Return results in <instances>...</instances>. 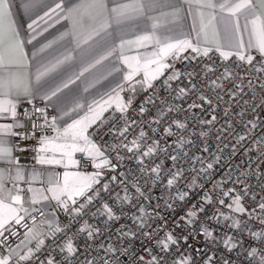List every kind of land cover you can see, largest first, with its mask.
<instances>
[{"label":"snow or ice","instance_id":"1","mask_svg":"<svg viewBox=\"0 0 264 264\" xmlns=\"http://www.w3.org/2000/svg\"><path fill=\"white\" fill-rule=\"evenodd\" d=\"M17 7L27 16L26 24L17 23ZM189 16L195 40L184 31ZM85 17L90 23H84ZM62 20H71L73 28L38 39ZM33 41L39 46L29 58L24 46ZM133 50L137 54H126ZM189 52L197 63L219 53L231 67L226 64L210 80L216 68L208 63L201 72L181 71L176 63L189 59ZM200 75L215 99L197 90ZM104 82L107 90L101 92L96 86ZM160 89L167 99L157 95ZM257 90L261 99L249 105ZM222 92L230 103L223 108L225 126L215 136L213 152L209 137L220 119ZM142 93L148 95L135 116L129 115ZM24 105L31 107L20 112ZM233 107L238 108L235 113ZM262 108L264 0H86L71 6L65 0H23L19 6L16 0H0V120L5 121L0 123V264H112L117 253L131 256L130 264H197L196 254L199 264H217L212 251L217 242L231 252L242 241L227 233L214 236L207 221L220 223L218 217H223L231 221L228 228L239 232L248 230L241 218L246 215L264 226V198L256 201L250 183L259 181L264 190ZM20 141L35 143L21 146ZM254 150L255 167L251 161L247 167L233 165L241 151L248 155ZM29 151L34 153L31 166L17 155ZM126 161L136 163L139 177L118 172ZM115 187L120 191L113 194ZM157 187L169 197L163 208L182 209L173 228L161 215L159 200L164 197L152 205ZM105 194L113 204L103 199ZM125 202L135 211L124 213ZM209 206L214 211L202 221L200 214ZM88 213L90 219L106 217L103 228L84 219ZM61 214L68 217L67 224L60 221ZM124 216L134 227L120 225L116 239L120 244L141 237L151 242L141 254L117 247L105 235L111 233L109 222ZM156 220L160 223L152 227ZM73 222L80 226L70 234ZM185 228L187 234L175 232ZM248 231L259 240L246 252L250 264H264V228ZM100 237L104 240L96 244ZM190 239L197 241L196 248ZM88 249L104 255L93 257ZM223 264L232 262L224 259Z\"/></svg>","mask_w":264,"mask_h":264},{"label":"built area","instance_id":"2","mask_svg":"<svg viewBox=\"0 0 264 264\" xmlns=\"http://www.w3.org/2000/svg\"><path fill=\"white\" fill-rule=\"evenodd\" d=\"M185 55L189 56V59L187 60H183L180 62L176 63V67L178 69H180L181 71L187 72L190 70L195 69L197 72H201L203 70V65L204 63H208L210 65H213L216 68V72L212 75L209 76V80L212 78H215L216 75H219V73L223 70V67L227 64L228 66L231 67V63L230 62H226L223 61L222 58L219 56V53L213 52L210 53V57L209 58H203L199 63H197V61L192 60L191 59V55L190 52L189 53H185ZM232 60H235V57L232 58ZM241 75H243V73H241ZM184 83H187V77L185 76L183 79ZM196 84L198 85V91H205V93L209 96H211L213 99H215V93L208 91L205 88V76L204 75H200L197 77L196 79ZM253 82L254 83H259L256 79L255 76H253ZM175 86V85H174ZM228 88L232 87V84H227ZM148 95V93H142L138 99L136 100L135 104L133 105V110L129 113V115L131 116H135V109L136 107L139 105V103L145 99V97ZM158 96H163L166 99L168 98L167 96V92L163 89L158 90L157 92ZM221 95H224V93L222 92ZM155 98V97H154ZM247 98V97H245ZM261 99V95L259 90H257V94H256V100H249V105H251L252 103L256 102L258 103L259 100ZM171 102V101H170ZM37 103L39 104L40 102L37 101ZM179 103V102H177ZM227 103H230L229 98L227 95H224V100L220 101V109H218L217 114L219 115L220 119L217 121L215 128L212 129V132L210 133V137H209V145L212 148V151L215 152L216 151V147H217V142L215 140V136L217 134V132L219 130H221L222 126L224 125V121H225V117L223 116V108L225 107V105ZM42 106V105H41ZM157 106H159V100H157ZM23 107H31L28 105H24L22 106L19 111L23 112ZM238 110L237 107H233L232 108V112L235 113ZM48 111L52 114H54V111L52 109H48ZM156 111V108H153L152 111H150L148 113L149 116H152L153 113ZM199 112V110H197ZM260 112V118L264 119V108L259 109L258 110ZM251 112L249 113V116L246 117L250 118L251 117ZM233 117L230 116L228 117V119H232ZM191 123V121H190ZM237 128L239 129V125H237ZM196 131H200L199 128L196 129ZM259 129H257V133H259ZM16 140H19V138H15ZM131 139V136H129V140ZM171 139V138H170ZM197 141L199 142V137H196ZM228 139H232L231 135H229ZM97 141L99 142V138L97 137ZM104 141H107L109 143L113 142L111 140V137L109 136H104ZM227 142V141H225ZM21 146H24L25 144L27 145H32L35 143V141H20ZM17 155L21 156L22 162L25 163L27 166H31V157L34 155V153L32 152H24V153H17ZM80 154L77 155V157H79ZM258 158V152L256 150H254L253 152L249 153L248 155H244L243 152L241 151L235 158V160L233 161V165L235 166V164L240 163L243 167H247L249 162L251 161L253 163V167H255V161ZM167 164H170L171 162L168 161L166 162ZM187 167V166H186ZM224 170V165H220L219 166V171H217L216 173V178L219 179L221 172ZM56 171L58 172H62V170L60 168H57ZM118 172H127L129 178H133V177H139L141 174L139 173L136 163L135 162H128L126 161L123 166H121L118 169ZM250 183L252 184V189L253 192L255 193L256 196V201H260L262 198H264V190L261 189L260 187V182L252 179L250 180ZM206 187H210V185H206ZM120 188L119 187H115L113 190V194L115 192H119ZM131 195H135V191L134 189H131L130 192ZM121 196H123V192H121ZM163 196L164 199L159 200V203L161 205V215H163L167 220H168V227L169 228H173L174 225L172 224L173 219L176 218V216L182 211L181 208L177 207L176 212H171L168 209L163 208L164 202L165 200H168L169 197L167 195V193L160 187H157L153 192H152V205L154 206L157 203V197ZM104 200H108V196L107 194L104 195L103 197ZM197 199V197L195 195H193L191 197V201H195ZM190 201V202H191ZM108 202L111 204L114 203V201L108 200ZM143 203H147L146 201H141ZM171 202V201H169ZM228 201H226L227 203ZM214 207L215 206H209L206 211L201 215L202 217V221L204 218H206L209 215H212L213 211H214ZM92 211H95V207H93ZM121 211V209L117 208V212L119 214V212ZM122 211L124 213L130 214L132 212L135 211L134 207H131L127 204V202H125V205L122 209ZM148 211L151 212L152 209L148 208ZM221 211H224L225 213H228L229 210L227 208H221ZM259 209H256V212H258ZM91 213H88L84 219H89V223L93 224V225H99L100 227L103 228L104 226V222L106 221V217L103 216H98L95 219H90ZM253 215H255V213H253ZM244 221L247 222V228L248 230L251 231H256L259 232L261 231L262 228H264V226H262L258 220L252 219L249 220L248 217L245 215L243 217H241ZM60 221L62 222V224H67L68 223V217L64 216V215H60L59 216ZM218 219L221 221L220 223H217L215 220H211V221H207V225L210 228V230L214 229V236L220 237L223 236L225 233H227L228 235H233V236H237L238 237V241H242V243H237V248L234 249L231 252H228L225 250V248L223 247L222 243L217 242L216 246L214 249H212V251L215 252V256H216V260H217V264H223V260L224 259H228L232 262V264H250V262L252 261V258L249 257L246 252L247 250H249L250 246H256L259 244V240L255 237H253L252 235L249 234L248 230L245 231H237L234 228H228L226 225L230 224L231 221H223V217H218ZM160 221L156 220L152 227H155L156 224H159ZM109 224L111 225V233L106 232L105 235H111L112 236V243H115L117 245V247H132L134 249V251L137 254H141L143 252V248L145 246L146 243L150 244L151 242L148 241H144L143 238H138L135 239L134 241H129V240H124L122 244H120L117 239H116V229L120 227V225H128L129 227H134L133 226V221L128 217V216H124L122 217L119 221H112L109 222ZM80 225L77 222H73L72 227L69 229V233H74L77 229V227H79ZM196 228V232L197 234L199 233V229H200V222H197V224L195 225ZM21 232L24 231L23 228L20 229ZM175 232L180 233L181 235L187 234L188 229L185 228L183 231L181 229H175ZM163 235V233H162ZM198 239L201 241L200 246L203 247V236L198 235ZM104 240V237H100L97 241L96 244H99L101 241ZM18 242V241H17ZM77 242L81 245L84 244L83 239L78 238ZM189 243L192 245L193 248L197 247V241L191 240L189 241ZM95 247V245L93 246ZM209 248H211V245H209ZM89 253L91 254V256L93 257H101L103 256V252L102 251H95L93 252L92 249H88ZM183 251L188 252V254L190 256L193 255V252L191 249H188L187 247H185L183 249ZM197 260V264H199L200 262V255L196 254L194 257ZM116 260L119 261V264H130V262L132 261V257L131 256H125V255H120L119 253L116 254V259L112 261V264H116Z\"/></svg>","mask_w":264,"mask_h":264},{"label":"crops","instance_id":"3","mask_svg":"<svg viewBox=\"0 0 264 264\" xmlns=\"http://www.w3.org/2000/svg\"><path fill=\"white\" fill-rule=\"evenodd\" d=\"M65 2L69 6H71L73 4H77V3H81V2H86V0H65ZM22 3H23V0H16L17 6H19ZM15 18H16V21H17L18 24H20V23H25L26 24V22L28 20L27 16L24 15L23 9L22 8H19V7H17V9H16V17ZM84 23L85 24L90 23V21L88 20L87 17H85ZM72 28H73V23H72L71 20H62L60 24L56 25V29H50L49 33H45L44 34V37H40L38 39L41 40V41H43L45 37H47V38L50 39L51 38L50 33H55L56 30L67 31V30H71ZM184 31H185V33H190L191 38L193 40L196 39V33L192 31V18H191V16H189L186 19L185 23H184ZM25 39H27V38L25 37ZM244 39H245V41H247V39H248L247 33H245ZM38 46L39 45H38L37 41H33L32 44L25 43L24 51H25V53L28 54L29 58L31 57L32 51H34L35 48L38 47ZM148 50H150V49H141L140 51L143 52V51H148ZM126 54H128V55H135L137 53H136L135 50H133V51L127 52ZM106 84H107V82H104L103 84H98L96 87L101 92H103V91H106L107 90ZM80 90H81V92L83 91V86L82 85L80 86ZM90 91H95V90H90ZM85 95H87V94H85ZM49 109H52V108H49ZM54 114H56L55 111H54ZM3 122H5V121L0 120V123H3ZM60 169L62 170V172L64 171V169H62V168H60ZM69 170L74 171L75 169H69Z\"/></svg>","mask_w":264,"mask_h":264}]
</instances>
